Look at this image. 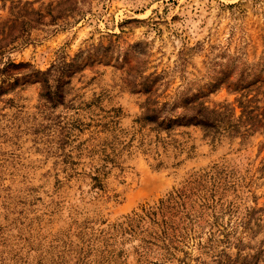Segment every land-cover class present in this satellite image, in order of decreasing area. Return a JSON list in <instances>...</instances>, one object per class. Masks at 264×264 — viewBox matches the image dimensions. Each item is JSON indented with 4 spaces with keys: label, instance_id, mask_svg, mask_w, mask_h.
Returning a JSON list of instances; mask_svg holds the SVG:
<instances>
[{
    "label": "rangeland",
    "instance_id": "obj_1",
    "mask_svg": "<svg viewBox=\"0 0 264 264\" xmlns=\"http://www.w3.org/2000/svg\"><path fill=\"white\" fill-rule=\"evenodd\" d=\"M0 264H264V0H0Z\"/></svg>",
    "mask_w": 264,
    "mask_h": 264
}]
</instances>
